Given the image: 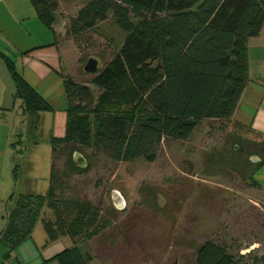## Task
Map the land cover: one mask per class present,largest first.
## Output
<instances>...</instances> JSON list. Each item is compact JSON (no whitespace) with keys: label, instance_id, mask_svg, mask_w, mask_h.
<instances>
[{"label":"trees","instance_id":"16d2710c","mask_svg":"<svg viewBox=\"0 0 264 264\" xmlns=\"http://www.w3.org/2000/svg\"><path fill=\"white\" fill-rule=\"evenodd\" d=\"M32 1L51 27L58 1ZM108 18L126 36L93 74L96 97L88 85L65 77L69 106L64 136L50 137V188L45 195L10 197L13 202L0 233L8 251L30 238L38 223L46 244L65 235L77 238L94 224L98 211L89 202L54 198V162L61 146L75 150L95 144L112 162H154L163 142L188 141L205 120L224 121L228 132L264 144V133L231 120L249 80L247 42L264 24V0H91L72 26L75 32L91 31ZM3 57L22 119L36 124L39 114L52 108L13 61ZM260 158L256 168L264 164ZM250 183L259 186L254 179ZM250 254L234 255L226 243L210 239L197 248L193 264H246ZM57 259L61 264L89 262L77 246Z\"/></svg>","mask_w":264,"mask_h":264},{"label":"rangeland","instance_id":"374dc122","mask_svg":"<svg viewBox=\"0 0 264 264\" xmlns=\"http://www.w3.org/2000/svg\"><path fill=\"white\" fill-rule=\"evenodd\" d=\"M57 1L60 38L73 52L70 78L96 97L94 75L83 66L95 56L101 70L126 34L111 18L75 32L72 20L91 0ZM4 116L11 125L14 120L15 133L13 159L0 165V217L12 195L48 193L52 164L50 120L31 124L12 111ZM70 149L58 148L53 195L97 209L94 224L76 238L88 264H193L197 248L210 239L226 243L234 255L251 252L246 264H264V189L250 183L256 164L249 160L264 157V144L228 132L224 121L205 120L188 141L163 142L154 162H112L95 144ZM113 193L123 198L124 209L117 208Z\"/></svg>","mask_w":264,"mask_h":264},{"label":"crops","instance_id":"0c3cea01","mask_svg":"<svg viewBox=\"0 0 264 264\" xmlns=\"http://www.w3.org/2000/svg\"><path fill=\"white\" fill-rule=\"evenodd\" d=\"M56 14L49 27L39 17L32 0H0L1 166L13 159L10 155L13 146L9 144L15 133L14 120L11 125L4 114L12 111L21 116L20 101L14 98V82L3 55L13 61L27 83L51 106V111L39 114V120L51 122L50 137L61 138L65 134L69 106L65 77H71L74 64L72 50L60 38L62 21ZM247 60L249 80L231 120L264 133V24L259 34L247 42ZM253 178L264 189V164L255 169ZM3 211L1 205L0 215ZM5 224L6 214L0 217V233ZM74 246L79 248L76 238L70 235L46 244L43 227L36 226L31 237L14 251H8L0 242V264H61L57 255Z\"/></svg>","mask_w":264,"mask_h":264},{"label":"water","instance_id":"95a60500","mask_svg":"<svg viewBox=\"0 0 264 264\" xmlns=\"http://www.w3.org/2000/svg\"><path fill=\"white\" fill-rule=\"evenodd\" d=\"M99 63L100 60L97 57L90 56L87 58L86 63L83 66V71L86 74H96L99 71ZM249 160L253 164H257L261 161V158L258 155H252L249 157ZM113 199L117 208H119L120 210L124 209L125 202L123 198L120 195H118V193H113Z\"/></svg>","mask_w":264,"mask_h":264}]
</instances>
